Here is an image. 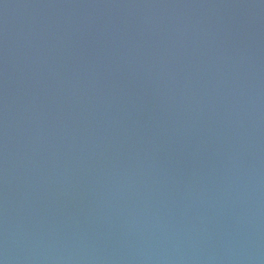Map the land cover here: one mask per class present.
Instances as JSON below:
<instances>
[{"label": "water", "instance_id": "1", "mask_svg": "<svg viewBox=\"0 0 264 264\" xmlns=\"http://www.w3.org/2000/svg\"><path fill=\"white\" fill-rule=\"evenodd\" d=\"M0 264H264V0H0Z\"/></svg>", "mask_w": 264, "mask_h": 264}]
</instances>
